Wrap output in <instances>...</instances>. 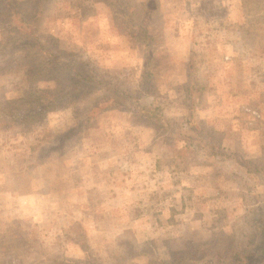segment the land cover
Masks as SVG:
<instances>
[{
    "label": "rangeland",
    "instance_id": "rangeland-1",
    "mask_svg": "<svg viewBox=\"0 0 264 264\" xmlns=\"http://www.w3.org/2000/svg\"><path fill=\"white\" fill-rule=\"evenodd\" d=\"M126 1L124 18L119 0H0V264H56L54 256L82 260L81 244L67 243L68 235L86 240L96 264H174L181 256L192 264L194 255L193 264H202L212 249L233 247L264 258V0H151L154 16L145 33L136 25L144 2ZM192 50L197 74L198 62L209 73L206 105L197 118L250 171L222 158L200 161L170 144V129L186 115ZM236 61L250 62L252 79H238L230 67ZM145 65L150 80L141 79ZM37 88L65 95L52 110L11 126ZM136 100L159 103L170 122L168 134L133 111ZM31 149L50 158L32 162ZM152 153L160 155V188L146 190V199L171 194L164 168L188 169L196 178L188 185L187 207L174 202L178 215H166L177 223L187 220L178 227L182 233L162 224L157 211L156 223L167 229L145 239L144 225L122 228L119 219L128 209L102 208L117 192L102 191L100 183L121 181L133 191L135 174L153 168ZM137 210L132 206L126 214ZM113 222L112 232L100 234ZM24 229L35 232L27 236ZM171 230L179 236L168 237ZM179 237L186 239L185 249Z\"/></svg>",
    "mask_w": 264,
    "mask_h": 264
},
{
    "label": "trees",
    "instance_id": "trees-1",
    "mask_svg": "<svg viewBox=\"0 0 264 264\" xmlns=\"http://www.w3.org/2000/svg\"><path fill=\"white\" fill-rule=\"evenodd\" d=\"M144 2V5L142 7L141 11V19L138 22H136V25H138V28H140L141 32H144L148 30V26L151 24V19H153L154 16V6H152V1L151 0H142ZM129 7L128 1L126 0H119L118 8L119 9H124L123 11L120 12L121 16L124 18L127 17V13L125 9ZM126 29L124 28L123 31ZM145 35V36H144ZM143 43L145 46H147V35L143 34ZM149 45V41H148ZM149 50V48H148ZM147 50V51H148ZM145 64L147 65L149 61V55L147 54L144 57ZM201 60V59H199ZM198 62V61H197ZM196 63V58H195V52L192 50L190 51V55L188 56L187 59V74H188V79H189V86H188V101H187V109H186V115L180 119V122L175 123L174 127L172 126L171 133H169L168 129V122L166 117V114L162 111L160 108L159 103L153 106H146L142 103H139V101L135 102V106L133 109L134 112L138 113L140 116L143 118L147 119L150 122L156 123L161 125V129L163 132H166L167 134L169 133V141L170 144L173 146L177 145L181 149L189 150L191 153H193L200 161L204 160H213L214 158H222L226 160L233 161L236 164H240L243 167L246 168L247 171H250L248 166L245 164V159L242 158V156H239L240 154L234 152V151H229L226 150L220 143H216L213 141L212 137L207 133L208 131V126L204 125V122L202 119L198 120L197 115L200 110V108L204 107L205 101H206V84H207V79L209 77L208 71L205 69L204 65H201L199 62V74L195 71L197 69V66H194ZM146 65L144 67V70L141 75V79H146L150 80V73L146 70ZM78 74H74L73 77H76ZM89 79V78H88ZM86 80V79H85ZM201 81V82H200ZM36 88V87H35ZM71 95V93H69ZM65 95L64 93L61 96L54 95L52 94L49 90H44V89H34L32 95H30V103H29V108L23 110V114L20 115L19 117H16V119H13L11 121V126L21 124L23 121L27 120V118L31 115H39V114H44L46 111L49 109L52 110L51 108L56 107L57 104L61 102V97ZM74 95V94H72ZM103 103V102H101ZM101 104L98 105L99 108H103V104L100 107ZM97 107L94 106L88 110L86 113V116L89 117L91 113L96 109ZM10 115V114H9ZM84 119L83 121H87L88 119ZM15 123V124H13ZM10 126V125H9ZM167 127V128H163ZM166 136V135H165ZM6 143V142H2ZM196 150H199L196 152ZM46 151H44L45 153ZM44 153L41 151H36L31 149L29 152H27L28 156L31 158L30 160L32 162L34 161H45V159H49L50 156L47 158L44 157ZM51 157L56 158V154L52 155ZM27 170V168L23 169ZM24 173L26 171H23ZM78 224V223H77ZM77 229L80 230L81 225L78 224L76 225ZM74 227V225H73ZM71 227V228H73ZM71 228H68V231H71ZM76 229V232L78 233L79 231ZM30 230V229H29ZM82 230V229H81ZM27 236L32 235L35 231H32V234L29 231L25 230L23 231ZM71 233H74L71 231ZM70 233V234H71ZM42 234V233H41ZM45 235L43 234V237ZM56 239L55 243L57 247H59L60 239L63 241L62 233H57L56 234ZM23 240L25 239L24 237H21ZM20 238V239H21ZM38 238V237H37ZM68 242H74L79 245H81L80 248L85 252L83 259L82 260H68L69 258L67 257H56L54 256V259L56 264H63V263H70V264H96L94 261H92L90 258V255L87 251V245H86V240H83V237L80 238H74L72 235L65 236ZM31 239V238H30ZM178 240L182 241V247L185 249L186 245H183L184 243H187L185 238L179 237ZM57 241V242H56ZM38 242L41 244L43 242V238L39 237ZM226 250V251H223ZM197 251V250H196ZM192 252H195L192 251ZM194 254V253H192ZM183 255L182 253L178 252V255L176 256H181ZM191 255V254H190ZM193 256V255H192ZM196 255H194L190 260L195 263V258ZM260 255L253 254L252 252H247L246 250H242L239 248H228V249H212V252L209 253L208 257L209 259L202 260V264H220V263H225V264H256V261L260 262L259 264H264V258H260ZM259 257V258H257ZM188 257H176L175 261L173 262L174 264H177L175 262H178V264H191L188 262L187 259ZM255 261V262H254ZM54 262V261H53ZM94 262V263H93ZM253 262V263H252ZM192 263V264H193ZM40 264H45V261H41Z\"/></svg>",
    "mask_w": 264,
    "mask_h": 264
},
{
    "label": "crops",
    "instance_id": "crops-1",
    "mask_svg": "<svg viewBox=\"0 0 264 264\" xmlns=\"http://www.w3.org/2000/svg\"><path fill=\"white\" fill-rule=\"evenodd\" d=\"M188 27H189V25H188ZM191 29L186 28L185 32L190 31ZM190 45L194 46L193 44H190ZM249 65H250V62L247 63V65H246L245 61H242V63L239 61H236V62H233L230 67H232V69L236 68V70H238V73H237L239 76V77L237 76L238 79L244 78V79L249 80V79H252V76H253L252 72L249 71V68H250ZM245 67H247V68H245ZM240 70H242V71H240ZM258 83H259V81H258ZM229 84L231 87L232 86L231 83H229ZM234 86H236V85L234 84ZM257 88H261V86L259 85V86H257ZM231 90H232V88H231ZM158 156H160V155H153V153H152V155H150V157L154 158V160H153L154 165H153V168L150 169L151 171L145 170L142 173L135 174V183H134L135 187H134L133 191H130V189L124 190L125 188H123L124 185L122 184L121 181L114 183L113 182L114 180H113L112 181L113 183H112V182H110V180L107 179L106 181H104V183L103 182L100 183V184H103L101 187L102 191L103 190L104 191H110L112 188L113 191L117 192L116 195L111 196V197H107V199L103 203L102 208H104L105 210L107 209L110 213L113 212V209L114 210L115 209L120 210L121 207L128 209L127 211H129L130 207H132V206H135L136 208H138V210H137L139 212L138 214H136L134 216H129L126 214V212H127L126 211V212H124L125 217L120 218V219L117 218V220L119 219V221L120 220L123 221V222H120V223H124L123 224L124 226H122V228H126L128 223L129 224L133 223V225L135 224V226L144 225L143 227H145V228L143 229V227H142V232H144L146 234V236L143 237L145 239L156 238L157 235L161 234L162 232L166 231V229H167L166 227L163 228V227L159 226L158 225L159 222L156 223V218H155L154 214H157L156 213L157 211H159L158 219L161 221L162 224L168 223L169 226H172L170 229H173V225H175L174 228H176V230L182 224L185 225V222H187V220H183L180 223H177L176 221L172 220L171 218H169L170 220H167L168 218H166V215L171 216V212H172L173 216L178 215V214H176L177 212L175 211V209L171 210V205H174V202H176V204L178 203L180 207H183V208L187 207L186 203H190V200H188L187 197L189 195H191V194H189L191 191V187H188V185L189 184H190V186L194 185L192 183H194V178H196L195 177L196 174H193L188 169L178 170V169H175L173 166L164 168V170L168 174L167 180H168V182L171 183L170 186L173 189L171 194L159 197L158 199H155V200L146 199V194H145L146 190L150 191V190H153L154 188H160L159 185H155V182H159V181H157V174H158V171L161 170V167H160V165H158V162H157V160L159 158ZM150 157H148V159ZM155 177H156V180H155ZM107 183L110 185L105 186ZM111 184H113V185L111 186ZM120 185H123V186H120ZM117 190L124 191L125 193H122V195L124 197L121 194H119L118 193L119 191H117ZM184 190H186V192L188 193L187 196H186V194L184 195V193H183ZM129 191L132 192V194ZM126 193H128V194L130 193L131 197H133V199H131V197H130L128 200H126V197L124 195ZM110 194H111V192H110ZM172 195L175 199L172 198ZM148 203H150V205L148 207H149V209H151L149 213L146 211V206L148 205ZM156 203H157L158 207L156 206ZM120 212H122V211L120 210ZM180 212H182L183 216H185V213H183L182 209H180ZM109 216H111V215H109ZM153 216H154V219L152 218ZM91 220L92 219H90V221ZM175 222H176V224H175ZM115 224L117 225L118 222H116V223L113 222L112 228L108 227V229H106L103 232H100V234L105 236L106 233L112 232L111 229H114V227L116 226ZM178 232L182 233L181 229H178ZM179 233H174L171 230V232L166 233V235H168V237L171 238V237H174L175 235H178Z\"/></svg>",
    "mask_w": 264,
    "mask_h": 264
},
{
    "label": "built area",
    "instance_id": "built-area-1",
    "mask_svg": "<svg viewBox=\"0 0 264 264\" xmlns=\"http://www.w3.org/2000/svg\"><path fill=\"white\" fill-rule=\"evenodd\" d=\"M243 110L250 114L253 118L258 119L260 117V113L257 109L249 107V106H244Z\"/></svg>",
    "mask_w": 264,
    "mask_h": 264
}]
</instances>
